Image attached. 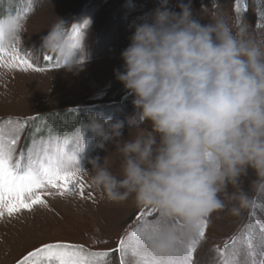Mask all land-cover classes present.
I'll use <instances>...</instances> for the list:
<instances>
[{
    "label": "clouds",
    "instance_id": "1",
    "mask_svg": "<svg viewBox=\"0 0 264 264\" xmlns=\"http://www.w3.org/2000/svg\"><path fill=\"white\" fill-rule=\"evenodd\" d=\"M179 8L173 11L163 0L133 25L121 52L123 70L115 74L133 98V114L127 121L91 122L114 141L121 174L110 170L108 156L102 163L91 159L85 170L90 185L110 200L134 195L138 206L192 226L214 211L239 214L251 203L249 189L264 195V34L253 35L246 22L229 23L221 15L203 14L209 22L201 23L191 0ZM62 23L49 33L50 50L66 60L67 71L82 70L75 53L52 47ZM249 177L245 189L242 178ZM177 242L175 229L165 227L152 246L167 251Z\"/></svg>",
    "mask_w": 264,
    "mask_h": 264
},
{
    "label": "rangeland",
    "instance_id": "2",
    "mask_svg": "<svg viewBox=\"0 0 264 264\" xmlns=\"http://www.w3.org/2000/svg\"><path fill=\"white\" fill-rule=\"evenodd\" d=\"M163 0H32V11L20 31L19 46L32 53L39 67H47L43 60L45 53L61 58L50 50L49 33L53 25L64 23L57 30L56 44L68 48L74 43L72 29L79 27L80 45L74 50V59L79 60L82 70L69 72L64 68H48L47 71H8L0 68V119L7 117L29 121L21 135L18 151L31 144V135L39 139L47 137L49 129L60 138H73L84 132V148L79 159L84 168L83 177L88 185L86 170L91 169L89 161L95 157H109L108 167L121 174V157L111 138L98 133L93 118L112 117L113 120L127 119L133 114L132 96L116 78L115 70H123L121 52L130 43L133 25L150 16ZM189 0H167L169 9L179 12V4ZM248 5L242 19L253 35L264 34L259 10L264 9V0H242ZM27 0H0V19H8L22 12ZM203 6V8H202ZM194 16L201 23H208L207 17L223 16L229 23L237 21L235 0H191ZM203 12V13H202ZM203 14L205 16H203ZM144 125L133 135L148 128ZM40 131H36V129ZM126 126L123 138L129 137ZM243 184L247 180L242 178ZM248 185L243 187L249 189ZM229 186V191H233ZM51 191L55 192L54 189ZM251 203L239 214L227 209L212 212L208 216L206 238L198 246L194 256L195 264H216L214 248L232 235L239 233L249 222L253 204L257 217L264 222V195L249 189ZM91 193V198L89 197ZM49 208L36 206L32 212L24 211L15 218L0 220V264H16L28 251L45 242L57 240L83 244L93 250L116 248L124 229L132 224L140 210L134 195L123 201L110 200L106 193L90 185L85 188V198L78 194L60 197H45ZM228 207L232 202L226 201ZM255 219V218H254ZM97 240L107 243H97ZM111 264H120L119 256L109 257Z\"/></svg>",
    "mask_w": 264,
    "mask_h": 264
},
{
    "label": "snow or ice",
    "instance_id": "3",
    "mask_svg": "<svg viewBox=\"0 0 264 264\" xmlns=\"http://www.w3.org/2000/svg\"><path fill=\"white\" fill-rule=\"evenodd\" d=\"M247 9L246 3L242 7V0H235L238 22ZM30 11L32 0H27L22 12L0 19V68L44 72L48 68H60L66 62L45 53L43 60L48 66L39 67L32 53L20 48V31ZM259 16L258 26L264 27V9L259 10ZM72 33L75 42L68 47L69 56L80 45L79 27L74 26ZM36 119H0V220L15 218L24 211L32 212L36 206L49 208L47 196L78 194L83 199L85 188L90 187L84 180L78 155L85 146L83 131L63 139L53 135L51 129L46 138L37 139L35 134H30V146L18 151L25 127ZM257 207L260 205L254 203L249 222L239 233L226 239L222 246H215L216 264H264V222L256 218ZM208 224V216L189 226L179 217L165 219L157 208L140 207L133 223L119 237L116 248L93 250L83 244L57 240L28 251L16 264H111L109 257L113 253L118 254L120 264H195L194 254L206 238ZM165 227L175 229L178 242L167 251H159L152 246V240Z\"/></svg>",
    "mask_w": 264,
    "mask_h": 264
},
{
    "label": "trees",
    "instance_id": "4",
    "mask_svg": "<svg viewBox=\"0 0 264 264\" xmlns=\"http://www.w3.org/2000/svg\"><path fill=\"white\" fill-rule=\"evenodd\" d=\"M224 1V0H223ZM247 180L245 181V183L243 184V185H245V187L248 185L247 183H248V178H246ZM249 179H250V177H249ZM244 180V179H243Z\"/></svg>",
    "mask_w": 264,
    "mask_h": 264
}]
</instances>
